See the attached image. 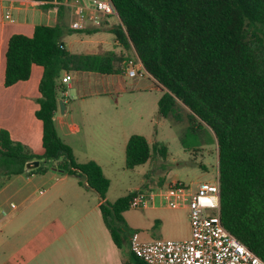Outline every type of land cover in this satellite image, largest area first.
Instances as JSON below:
<instances>
[{
	"label": "trees",
	"instance_id": "1",
	"mask_svg": "<svg viewBox=\"0 0 264 264\" xmlns=\"http://www.w3.org/2000/svg\"><path fill=\"white\" fill-rule=\"evenodd\" d=\"M120 23L112 28L125 51L73 53L61 24L35 27L33 36L15 34L6 53L5 84L30 77L33 64L44 67L40 82L43 122L41 155L0 131V170L8 176L53 168L106 198L111 185L94 160L78 162L58 134L55 113L62 75L70 71L121 72L117 64L134 51L147 72L166 90L159 113L185 119L187 131L206 128L217 143L224 226L264 259V0H112ZM127 54V55H126ZM130 58H128V61ZM126 63V65H127ZM154 152L168 155L165 145ZM152 146L139 133L126 145L127 169L151 161ZM39 160L38 166L33 162ZM133 198L132 192L101 210L113 238ZM136 264H145L134 253Z\"/></svg>",
	"mask_w": 264,
	"mask_h": 264
},
{
	"label": "crops",
	"instance_id": "2",
	"mask_svg": "<svg viewBox=\"0 0 264 264\" xmlns=\"http://www.w3.org/2000/svg\"><path fill=\"white\" fill-rule=\"evenodd\" d=\"M55 2L0 0V131L7 130L13 141L38 155L44 152L43 122L36 115L40 107L39 86L44 67L33 64L28 79L6 86V53L10 38L15 34L33 36L37 25L59 23L70 30L63 39L73 53L113 50L121 54L125 51L116 38L118 47L105 48L109 43L106 32L112 33V28L121 22L117 14L104 16L99 26L90 24L84 30H73L70 24L74 17L69 6ZM8 12L12 19L6 18ZM127 60L128 57L124 58L117 66L128 74ZM75 72L77 74L71 75L69 82H63L61 78L64 89L58 92V101L63 100L66 107L62 112L59 106L55 113L56 128L60 137L71 146L78 162L96 161L109 178L100 161L106 157L95 156L91 152L105 151L113 146L117 141L116 135L126 146L131 135L123 133L121 128L97 124L93 120L113 118V113L106 111L119 101L109 98L111 90L120 86V80L115 78L119 73ZM67 73L70 72L62 76ZM94 74L98 76H92ZM81 77L87 82L82 84ZM13 177L23 179L17 190L21 199L20 205L11 210L9 218L0 216V264H136L130 236L120 238L121 246H118L106 224L101 204L110 201L107 195L102 199L95 189L81 184L78 177L53 168L45 172L27 170ZM30 185L41 188L38 197L31 198L27 191ZM158 198L161 197L158 196L152 205L142 210L159 207L184 209L189 218L187 207L166 206L162 198V204L158 206ZM145 215L147 226H151L145 230L152 231V222L156 218ZM147 239V235L142 236V240L151 241Z\"/></svg>",
	"mask_w": 264,
	"mask_h": 264
},
{
	"label": "rangeland",
	"instance_id": "3",
	"mask_svg": "<svg viewBox=\"0 0 264 264\" xmlns=\"http://www.w3.org/2000/svg\"><path fill=\"white\" fill-rule=\"evenodd\" d=\"M106 34L109 43L105 48L118 47L115 44L113 32H106ZM127 54L128 58L138 61L134 51ZM76 74L75 71H70V75ZM115 78L120 80V86L111 90L109 98L119 101L109 106L107 111L105 110L111 111L113 118H100L93 121L106 126L113 125L116 129L121 128L122 132L129 136L135 133L144 135L152 146L153 158L134 169H127L124 163L126 146L122 144V139L118 135H116V143L107 150L91 152L92 155L106 157L100 158V161L111 180V186L107 192L109 200L114 202L136 189L144 192H166L175 183L183 184L187 190H195L199 182L215 180L219 174L217 143L204 127L196 131H187V107L182 109L185 117L182 121H177L173 117H163L159 113L158 101L166 90L152 77L147 75L131 77L123 71ZM81 81L82 84L87 82L84 77H81ZM154 144L167 147L166 158L158 154V151L154 152ZM22 180V178L2 173L0 216L9 218L14 206L20 205L21 198L17 190ZM40 189L36 188V185H30L27 191L31 194V198H36L40 194ZM160 199L158 198V206L162 204ZM145 214L152 219L156 218L152 222V231L145 230L146 227H151L147 226L148 218ZM122 216L124 218V221L120 223L122 229L118 230L120 238L129 237L134 232H138L141 239L142 236L147 235V240L185 239L190 236V221L188 212L184 209L159 207L156 210L144 211L142 208L129 207Z\"/></svg>",
	"mask_w": 264,
	"mask_h": 264
},
{
	"label": "built area",
	"instance_id": "4",
	"mask_svg": "<svg viewBox=\"0 0 264 264\" xmlns=\"http://www.w3.org/2000/svg\"><path fill=\"white\" fill-rule=\"evenodd\" d=\"M55 3L69 6L74 17L70 24L73 30H84L90 24L99 26L104 16L117 14L112 0H56ZM6 18L12 19L9 12ZM127 66L131 77L151 76L139 59L137 62L130 59ZM71 78L67 73L63 82ZM1 176L0 170V180ZM132 194L130 207L147 208L160 196L168 206L189 209L191 236L188 238L144 241L138 232L130 236L132 252L145 264H264V259L224 226L219 174L215 180L199 182L195 190L175 183L166 192L136 189Z\"/></svg>",
	"mask_w": 264,
	"mask_h": 264
},
{
	"label": "water",
	"instance_id": "5",
	"mask_svg": "<svg viewBox=\"0 0 264 264\" xmlns=\"http://www.w3.org/2000/svg\"><path fill=\"white\" fill-rule=\"evenodd\" d=\"M59 106H60V110L63 112L65 107H66L63 100H59ZM39 163H40V161L36 160V161L33 162V165L34 166H38Z\"/></svg>",
	"mask_w": 264,
	"mask_h": 264
}]
</instances>
